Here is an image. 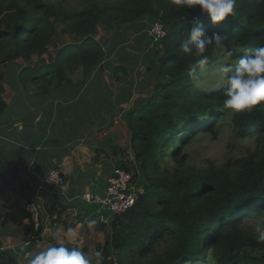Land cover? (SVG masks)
<instances>
[{"label":"trees","instance_id":"trees-1","mask_svg":"<svg viewBox=\"0 0 264 264\" xmlns=\"http://www.w3.org/2000/svg\"><path fill=\"white\" fill-rule=\"evenodd\" d=\"M85 2L79 9H70L43 0H0V86L5 68L19 60L24 64H17L14 81L37 96L49 95L64 84L73 85L77 72L81 76L76 83L86 84L96 70L108 67L118 82L122 76H130L125 82L126 87L132 86L136 62L123 49L116 55L115 47L106 48L97 37L100 23L108 21L120 29L122 24L151 16L167 27L159 44L158 63L151 66L162 78L156 80L150 94L126 111L131 132L127 148L133 149L135 164L127 160L126 147L114 146L106 153L108 158L121 154L115 166L132 171L134 178L141 174L145 183L135 204L111 217L110 230L98 223L105 233V242L97 250L103 252L102 264H264V243L243 226L247 219L264 218V102L250 111L235 112L224 106V88L211 94L197 89L200 69L195 79L187 71L198 59L195 49L185 54L181 47L197 19L208 36L219 33L224 37L223 48L214 41L207 45L205 68L216 65L224 53L231 52L228 56L237 61L264 47V0H236L234 15L217 23L199 6L181 7L173 0ZM65 34L72 39L67 41ZM136 86V91L141 89ZM6 107L0 104L1 111ZM91 114H85L84 125L93 123ZM219 115L230 117L238 137L252 138L255 150L230 165L190 168L182 157V146L202 135L216 134ZM15 172L0 182V201L18 190L22 178ZM33 199L22 197L4 222L19 225L28 219L23 224L26 234L39 238L44 226L36 229L28 210ZM56 202L50 200L48 207L50 215L58 214L53 223L68 209L58 208ZM86 251L85 246L84 255ZM2 254L4 264H18L11 252ZM87 257L95 264L94 255Z\"/></svg>","mask_w":264,"mask_h":264},{"label":"crops","instance_id":"crops-1","mask_svg":"<svg viewBox=\"0 0 264 264\" xmlns=\"http://www.w3.org/2000/svg\"><path fill=\"white\" fill-rule=\"evenodd\" d=\"M76 81L45 96L28 93L6 75L1 83L0 104L7 107L0 110V182L16 175L17 170L22 181L17 182V191L8 192L0 201V264H4L2 253L7 251L16 256L18 264L29 263L33 254L49 247L46 239L56 236L57 230L62 237L57 245L70 244L81 251L80 233L82 238L86 237L97 222L93 205L84 196L105 194L107 180L121 158V154L108 158L106 153L114 146L127 148L130 144L124 147L119 134L122 126H117L115 120L124 121L123 130L131 138L126 111L140 97L147 96L134 89L137 80L126 87L125 80L118 82L112 71L105 69L96 70L86 84L78 85ZM18 94L21 98L16 100ZM29 97L31 107L25 105ZM34 97L41 101L35 103ZM22 104L15 112L14 108ZM89 112L94 121L84 125L85 114ZM128 159H132L130 153ZM51 169H59L66 183L38 194L41 178ZM28 195L42 210L44 230L39 238L26 234L23 224L28 219L19 225L4 222L13 205ZM52 199L57 201L58 208L68 206L55 223L58 214L52 216L48 212ZM91 221L95 224H90ZM72 227L74 233H69L68 228Z\"/></svg>","mask_w":264,"mask_h":264},{"label":"rangeland","instance_id":"rangeland-1","mask_svg":"<svg viewBox=\"0 0 264 264\" xmlns=\"http://www.w3.org/2000/svg\"><path fill=\"white\" fill-rule=\"evenodd\" d=\"M49 4L54 5H61L68 7L70 9L76 8L79 9L83 7L86 2L85 0H43ZM157 19H154L151 16H143L139 20L131 23H125L122 24L120 29L115 25H109L107 22L100 23L98 27V34L97 37L100 39L103 44L110 47H115L116 54L120 49H123L125 53L129 56V58H132L134 62H136V71L134 73V79H136L138 87H141L140 90H138V94H150L152 87L155 85L156 80L162 78L158 71L156 73L152 72L151 66L153 64L158 63V55L161 53V40L160 42H154L152 39V36L150 34V27L154 21ZM117 27V28H115ZM64 38L67 41H70L72 38L65 34ZM53 52V48H52ZM45 57H48V54L45 55ZM115 58V57H113ZM239 60V59H238ZM237 61H234L232 58H230L225 53L220 57V60L216 65H211L208 68H205L203 71H201L200 76L196 78L195 87L202 92H207L208 94H211L212 91L218 90L220 88H224L223 82L227 77V73L225 72V68L228 66H234ZM35 61H37V58H35ZM17 64L20 66L24 63L22 60H19L15 63V65L10 64L7 68H5L6 76L9 77L10 81H14V78H16V75L18 74L19 69H17ZM3 68V67H2ZM109 71H111V68H107ZM80 72H77V77L74 75L75 80H80ZM124 80H127L130 78L128 75L122 76ZM133 78V76H132ZM220 85V86H218ZM143 87H146L143 89ZM21 94V93H19ZM17 96L18 100L21 98V96ZM33 101L35 103L40 102L41 100L37 97L33 98ZM17 105L16 108H14V111L16 112L19 106ZM25 105H30L31 107L32 102L31 98L26 101ZM28 109V106L26 107ZM217 122L220 121V128H218V132L216 134H206L198 137L197 139H194L193 142L183 145L182 146V157L184 160H186V164L191 168H197V169H205L209 167L211 164L213 165H220V164H227L230 165L237 159H240L241 157L248 156L252 151L255 150L256 143L252 138L250 139H243V137H238V132L233 128L230 117L224 118L223 116H220L216 119ZM117 126H122L121 130L119 131V134L123 137L122 143L124 144V147L126 144L130 143V136L127 137L123 130V123L124 121H117L115 120ZM127 125V124H126ZM105 136V135H104ZM106 137V136H105ZM130 155L132 156V159H129V161L134 162L135 164V157L133 149L131 148L129 151ZM171 163V161H168ZM174 164V163H171ZM145 183V178L140 174L137 176V178H134L133 184L140 188V191L144 190L143 187ZM90 203V202H89ZM93 205V213L95 220H98L99 217V206L95 203H92ZM111 213L107 211V215H110ZM256 223H264V218H258V219H247L245 224L243 225L244 228L250 231V235L255 236L257 238V233L254 232L253 225ZM98 225V222H96ZM95 224V225H96ZM105 224V223H104ZM95 225H92V228L88 230V235L84 238H82V235L80 233V241L78 243V247L82 248L81 251L84 250L85 246L88 247V251L85 252L86 256H93L95 252L104 244L105 237L104 232H100ZM108 226V230H110V223L106 224ZM95 227V228H94ZM83 230V229H82ZM56 236H50L46 239L48 242V246H55L57 245L58 240L55 238ZM83 240V241H82ZM264 242H262L263 244ZM47 246V247H48ZM45 250L46 248H41ZM264 249H262L263 251ZM261 251V250H260ZM261 251V252H262ZM209 253V252H208ZM115 259V257H113ZM116 262V261H115ZM29 264V263H27ZM117 264V263H116ZM191 264H204V263H196L193 262ZM213 264V263H212Z\"/></svg>","mask_w":264,"mask_h":264},{"label":"clouds","instance_id":"clouds-1","mask_svg":"<svg viewBox=\"0 0 264 264\" xmlns=\"http://www.w3.org/2000/svg\"><path fill=\"white\" fill-rule=\"evenodd\" d=\"M173 3L187 8L199 6L201 11L209 15L213 23H217L234 15L236 0H173ZM223 39L224 37L219 33L208 36L204 25L198 19L194 20L187 42L181 45L185 54H192L195 49V56L198 57L187 70L190 77L195 79L197 69L203 71L208 64L209 58L205 55L207 45L214 41L217 47L223 48ZM228 55L231 56V52H228ZM225 72L227 77L223 86L225 87L224 106L226 108L235 112L250 111L254 106L264 102V47H258L250 54L240 57L238 63L226 67ZM90 224H95V221H91ZM253 229L258 234V242H264V223L254 224ZM68 232L74 233V229L69 228ZM55 238L58 241L62 238L59 230ZM94 256L95 264H102L103 252L96 251ZM29 264H92V259L77 248H69L60 244L33 254Z\"/></svg>","mask_w":264,"mask_h":264},{"label":"built area","instance_id":"built-area-1","mask_svg":"<svg viewBox=\"0 0 264 264\" xmlns=\"http://www.w3.org/2000/svg\"><path fill=\"white\" fill-rule=\"evenodd\" d=\"M150 34L154 42H160L166 34L167 27L163 22L156 20L150 27ZM134 173L120 166H115L107 180L105 194L85 195V199L90 203L99 206V217L97 222L108 224L111 217L128 211L136 202L140 194V188L134 184ZM66 180L59 169H51L38 185L37 193L49 191L53 187H62ZM28 210L33 213L36 227L41 226L42 210L36 202L32 201L28 205ZM107 211L111 214L107 215Z\"/></svg>","mask_w":264,"mask_h":264}]
</instances>
